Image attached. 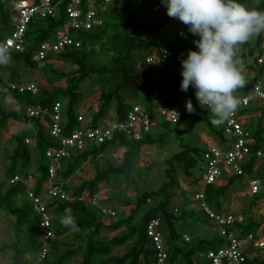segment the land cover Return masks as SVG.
<instances>
[{
	"label": "trees",
	"instance_id": "trees-1",
	"mask_svg": "<svg viewBox=\"0 0 264 264\" xmlns=\"http://www.w3.org/2000/svg\"><path fill=\"white\" fill-rule=\"evenodd\" d=\"M88 0H85V3ZM149 0H119L121 6L115 5L108 7L105 23L101 28L89 32L73 33L74 37L83 42L80 50L73 48L48 59L45 67L40 69L39 64L32 61V56L40 46L45 42H53L57 35L70 28L69 17L66 9L69 2H65L60 10L59 17L55 19L38 20L31 24L28 32L26 51L15 54L11 62L5 66L4 71L7 79L15 83H27L36 81L42 77L47 78L48 84L38 88L37 95L29 93L18 94L14 96L23 105L44 107L52 109L57 103L65 106L64 116L66 120V129L72 132L79 128L78 109L82 107L84 95L80 89L87 77L91 74H109L114 70H123L126 74L130 67L135 69L138 61L142 63L143 76L148 75L147 56L141 55L143 49L149 48L150 55L162 50H171L176 55L186 57L189 49L196 51L194 40L199 39L193 36L186 26H183L179 35L173 41H163L161 43L147 42L139 36V31L150 33L161 32L166 29L168 23L173 19L165 17L158 24H142L139 21V13L134 10L135 4H144ZM252 2V0H249ZM97 6L100 0H97ZM260 8L264 10V0H261ZM15 14L12 9H6L5 0H0V47H3L5 40L13 33L15 25ZM183 32L184 35H181ZM261 45V43H260ZM258 45L255 49L260 47ZM100 47L102 51L113 55L110 65L97 68L88 67V50L91 51ZM140 54V55H138ZM252 51L247 49L240 55H236L238 61L237 67L241 68L248 62V55ZM149 57V56H148ZM57 60L78 67V74L71 76L68 73H61L51 67V62ZM24 67V72H21ZM181 69L171 63L169 68L170 78L166 82L150 78L143 79V86L122 87V85H132L130 77L126 75L125 82L120 83L114 91L104 94L101 107L95 111L91 118L93 127L108 120L125 121L133 108L129 100L122 97L123 92L129 89L136 96L137 93L145 94L147 89H163L165 92H173L172 99L166 96L160 97L154 101L145 94L144 105L149 110L155 107H167L177 102L178 96L183 91L180 90ZM41 75V76H40ZM66 79L68 86L50 87L55 82ZM4 82L0 80V133L7 128L10 120L24 123L26 128L16 136V147L11 157V167L7 173L8 184L0 182V211L8 214L14 219L13 227L15 229L16 239L10 246H5L3 252L7 250L14 251L12 264H33L34 254L40 250L41 240L44 232L41 230L40 218L34 211V207L26 194V187L23 183L11 184V180L20 176L27 179L30 174L36 179L35 193L42 195L44 184L49 180V161L46 153L50 149L59 147L58 142L51 136L50 130L39 120L29 119L20 115L14 109L6 112L3 108V98L5 94L2 91ZM128 90V91H129ZM115 104V106H114ZM113 110V114L111 113ZM187 109L183 120L187 118ZM210 128V134L217 138L220 143L225 142L219 125L211 122L212 116L208 113L200 117ZM182 120V121H183ZM181 121V122H182ZM180 122V123H181ZM172 125L167 122L159 123V129L166 132H153L144 135L140 141H130L125 137H118L112 142H108L100 147H93L84 153L76 150H70L69 157L64 162V170L59 173V181L65 184V189L72 193L76 198L82 197L88 193L91 197L99 194L101 185L106 188L120 189L123 182L122 178L131 179V175L140 161V157L146 148L155 146H164L169 139L172 131ZM180 136V135H179ZM256 140L255 150L264 147V124L263 121L258 125L253 133ZM27 140L35 142V148L38 151L41 161L37 166L36 172L32 173V154ZM125 150L122 162L119 165L111 164L106 158L105 167H97L95 178L91 181H82L78 187H71L69 181L76 177L77 173L88 163L94 160H103L109 150ZM183 151L175 155L172 159L165 162V175L167 181L162 185L159 191L146 192L140 194V190L134 185L137 198L135 202L123 201L124 206H135L130 216L117 215L110 223L105 224L98 209L89 205V200L75 201L72 203L65 201H50L49 209L53 210V230L56 239L50 245L48 258L42 264H69L72 260L82 256V264H156L157 253L153 242L148 238L147 229L150 223L155 219H161V232L163 234L166 251L169 255L171 264H210L206 259V254L211 250H216L224 246V241L218 235L200 237L197 232L187 233L183 230L187 222L208 225L210 221L198 208H192L190 195L182 191L186 196V201L178 208L175 213L174 203L178 196V191L182 189L178 179V170L183 168L186 175H193L192 171L197 167L200 169V162L204 150L195 146L182 145ZM93 160V161H92ZM255 160L248 168L251 173ZM201 180V175H199ZM127 180V181H129ZM218 187L210 186L206 190V198L209 206L216 212H221L222 202L230 186ZM260 199L256 200V203ZM66 209H70L76 217L78 227L70 230L60 224L59 217ZM117 213V212H116ZM239 233L246 236L249 233L260 228L255 221L247 222L238 227ZM109 241H104L101 237L103 233H116ZM84 235V237H82ZM185 236H190L191 241L187 243ZM85 239V247L78 244V241ZM117 249H125L122 256H114ZM247 264H264V259L260 257L250 259Z\"/></svg>",
	"mask_w": 264,
	"mask_h": 264
},
{
	"label": "built area",
	"instance_id": "built-area-1",
	"mask_svg": "<svg viewBox=\"0 0 264 264\" xmlns=\"http://www.w3.org/2000/svg\"><path fill=\"white\" fill-rule=\"evenodd\" d=\"M69 2L66 9L69 17L70 28L57 35L53 42L40 44L32 56V61L45 67L49 57L56 56L73 48L80 50L83 46L82 40L73 36V33L89 32L101 28L106 19L108 7L118 4L119 0H100L97 6V0H17L12 5V11L15 14V25L13 33L5 40L3 48L12 60L13 55L24 53L28 43L27 36L32 23L38 20L55 19L59 17L60 10L65 2ZM159 5L154 8L158 13L163 10ZM186 57L176 55L171 50L157 51L150 55L147 64L151 67L166 63H174L182 70L181 59ZM5 66L0 65V80L3 78ZM254 68L257 70L256 78L250 87L252 96L238 97L241 101L237 110L222 124L219 128L225 137V142L208 146L203 154L204 165L200 167L202 172L203 190L197 191L194 196V202L204 216L217 228L219 237L224 241V246L211 250L206 254V259L210 264H247L250 259L248 250H263L264 239L257 238L254 233L246 236L239 234V226L246 224V217L241 214H225L216 212L207 202L206 190L210 186H217L225 177L247 178L248 168L254 160L264 158L262 150H255L256 140L253 132L247 126V113L252 110L253 102L264 107V40L257 50V56L254 62ZM244 65L240 70H246ZM182 80V76L180 78ZM180 80V81H181ZM3 93L9 96L14 110L22 116L29 119H39L49 130L51 136L58 142L59 147L50 149L46 153L49 165V180L44 184L42 195L35 193L36 179L32 174L24 179L16 176L11 180V184L23 183L26 187V194L33 204L34 211L40 218V228L44 232L41 240L40 250L34 254L33 264H42L49 256L50 245L56 239L53 230V210L49 209L50 201H86L89 205L98 209L102 218L114 219L117 213L101 205L99 194L91 197L85 193L82 197L76 198L72 193L65 189V184L59 181V173L64 170V162L70 155V150H76L84 153L93 147H100L108 142L114 141L118 137H125L130 141H140L144 135L153 133L159 122H167L173 125L183 120L185 109L179 103H174L167 107H155L149 110L143 105H134L125 121L108 120L102 122L97 127H93L92 118L86 119L83 115H78L79 128L68 132L66 129V120L64 116L65 106L57 103L52 109L44 107H35L23 105L14 96L18 94L37 95L39 89L36 81L27 83H9L4 82ZM160 95L155 96V101ZM206 112L212 116V113L205 107ZM179 116L176 119L175 113ZM27 144L34 145L31 140ZM261 181L249 179L250 191L253 196L260 194ZM178 213V208H175ZM161 219L153 220L147 229L148 238L153 242L157 253L156 264L169 263V255L166 251L163 234L161 232ZM184 240L189 243L191 238L185 236ZM260 256H255L257 258ZM262 260L263 258L260 257Z\"/></svg>",
	"mask_w": 264,
	"mask_h": 264
},
{
	"label": "rangeland",
	"instance_id": "rangeland-1",
	"mask_svg": "<svg viewBox=\"0 0 264 264\" xmlns=\"http://www.w3.org/2000/svg\"><path fill=\"white\" fill-rule=\"evenodd\" d=\"M17 0H5L6 2V9L10 11L12 9L13 3ZM242 4H250L251 1L249 0H239ZM159 5H162L164 8L162 11L155 13L154 8L158 7ZM117 8L121 6V2L118 4H115ZM260 7V6H259ZM261 9V8H260ZM134 10L139 13V21L142 24H158L160 23L165 17H167V9L166 7L161 3V0H149L146 3L142 4H135ZM262 10V9H261ZM183 27V24L178 21L177 19H172L165 30L157 33H150L147 31H139V36L147 41V42H154V43H161L163 41H173L175 37L180 33L181 29ZM264 40L263 34L258 35L254 37L249 42L245 43L243 46L239 47L236 51L237 54H240L242 51H245L249 48L253 49V51L250 49L249 51H252V56L248 59L250 60L249 64H252L255 62L256 56H257V50L254 49L256 46L260 45ZM150 49L146 48L143 49L141 55L150 56ZM140 55V54H138ZM113 55L108 54L105 51H102L100 47H96L95 49L89 51L88 50V59H87V65L88 67L94 66L97 68H102L103 66L110 65V61ZM130 61H129V68L126 72L127 76L130 77L129 82L132 85H122L120 83L125 82V78H123L124 75H126L123 70H114L113 72L109 74H91L89 77L86 78V80L81 83L79 91L82 92L84 95V101L82 103V107L78 109L79 114L83 115L86 119L91 118V115L97 111L101 105L104 103L102 101L103 95L110 93L114 91V89L118 86L122 87H138L143 86V79L150 78L149 75H153V79L160 80L162 82L167 81L169 73L168 70L171 66V63H166L158 66L151 67L150 65L147 66L148 75H142V63L141 61H138L137 66L135 69H132L130 67ZM51 67L55 70H58L61 73H68L71 76H76L78 74V67L60 62L57 60L52 61ZM40 69H43L44 67H39ZM21 72H24V67H21ZM41 76V75H40ZM15 83V82H11ZM126 83V82H125ZM46 84H48V80L46 77L42 75L40 79L37 82V87H43ZM68 82L66 79L55 82L54 84H51L50 87H67ZM129 89H127V92H123L121 95L124 97V99L129 100V103L137 104V105H144L145 100V94H154L155 92L159 91L161 94L166 95L165 91L163 89H147V92L145 94L143 93H137L136 96H134V91L131 92ZM242 96H252V92L250 90L242 91L240 93ZM8 97V98H7ZM191 99L192 104L195 108V112L189 113L187 112V118H185L179 126H172V130L168 139V142L164 146H155L146 148L141 157L140 161L136 165L132 175L131 179L128 178H122L120 181L123 182L120 189H112V188H106L104 187L106 192H104L103 198L108 200L107 206H110L114 208V203H122L123 201H132L135 202L137 198V193L135 192V187L139 188L140 194L146 193V192H155L159 191V189L162 187V185L167 181L165 170L166 165L165 162L167 160L172 159L175 155L181 153L183 151L182 145L185 146H195L197 143V140L199 138L198 131H201L200 129H209L207 125L205 124V121L200 118V115L206 114V109L200 107L196 96H195V89L190 87L187 92H183L178 96L177 102L186 108L185 101ZM3 108L6 112L12 111L14 108L12 106V103L10 102L9 96H4L3 98ZM115 106V104H114ZM253 106L257 109L258 113L263 117L264 122V108H261L256 101L253 102ZM114 113L113 110L111 112ZM26 128V125L24 123L15 122L13 120H10L7 128L3 130L0 133V182L8 184L7 182V173L8 170L11 167V157L13 155V152L16 147V141L15 138L18 134H20L24 129ZM210 130V129H209ZM180 135V136H179ZM30 147V152L32 154V170L31 172H36L37 166L41 161V157L38 154V151L35 148V144L31 145L28 144ZM125 150H109L104 159H98V160H92L91 166H89V162L83 167L86 168L85 170H81L77 173L76 177H81L82 181L89 180L90 177H93L95 175V171L97 167H105L107 166V163L104 161L106 158L108 161L113 165H119L122 162L123 156H124ZM204 165L203 159L200 162V166ZM193 175H186L184 172V169L181 168L178 170V179L181 184L182 189L178 191V196L175 200L174 207L180 208V206L186 201V196L182 194L186 192L189 195H192L200 190L202 188V182L199 179V175L202 177V172L198 167L192 171ZM256 178H258V175H256ZM129 180V181H127ZM264 180V179H262ZM80 181H76L75 179L72 180L70 183L71 187H75L74 185H78ZM263 183V182H262ZM261 183V194L257 197H252L246 200L244 205H241L243 207V210L245 211V215L249 218L250 221H257V224H260V228L256 231H254V234L257 236V238H263L264 239V200H259L256 203L257 199H263L264 198V185ZM103 185H101L102 187ZM103 188H101L99 194L103 193ZM253 202L255 204L256 208L253 209V206L249 203ZM121 207L120 205H118ZM124 206V204H123ZM259 206V207H258ZM258 207V208H257ZM135 208V206L126 207L124 206V211L127 212L128 215H130L131 211ZM243 211V212H244ZM254 211V212H253ZM13 221L14 219L10 217L8 214L0 211V264H12V259L14 256V251L7 250L6 252H3V249L5 246H10L14 239H16V232L13 227ZM106 224L110 223L111 220H105ZM183 230L187 233H195L199 232L198 235L200 237L205 236H213L215 235V230H213L212 227L209 226H202L200 224H194L192 222H187L186 225H184ZM120 232H116L114 234L110 233H103L102 239L104 241H109L113 236L118 235ZM205 235V236H204ZM84 237V235L82 236ZM190 237V236H189ZM191 238V237H190ZM78 244L85 247V239H81L78 241ZM125 253V249H117L114 252V256H122ZM251 255V253H250ZM256 255L260 256L264 259V249L256 251ZM82 256L80 255L78 258L72 260L69 264H82Z\"/></svg>",
	"mask_w": 264,
	"mask_h": 264
},
{
	"label": "clouds",
	"instance_id": "clouds-1",
	"mask_svg": "<svg viewBox=\"0 0 264 264\" xmlns=\"http://www.w3.org/2000/svg\"><path fill=\"white\" fill-rule=\"evenodd\" d=\"M170 18L177 19L193 36L196 51L189 49L181 59L180 90L195 89L202 108L212 113L211 122L222 124L237 110L240 100L233 94L244 86L235 59L239 47L264 34V10L261 0L242 4L239 0H161ZM181 35H184L181 32ZM7 49L0 47V65L7 66ZM189 113L195 112L191 99L185 101ZM176 119L178 112H174ZM60 224L70 230L78 225L70 209L59 217Z\"/></svg>",
	"mask_w": 264,
	"mask_h": 264
},
{
	"label": "crops",
	"instance_id": "crops-1",
	"mask_svg": "<svg viewBox=\"0 0 264 264\" xmlns=\"http://www.w3.org/2000/svg\"><path fill=\"white\" fill-rule=\"evenodd\" d=\"M183 26H185V25H183ZM263 38H264V34H263ZM250 49L251 48H249V50ZM251 50L253 51V49H251ZM242 52H244V51H242ZM240 54H237L236 53V55H240ZM251 56L252 55H249V57H251ZM249 62H250V60L248 59V62L246 64L247 65V69L246 70H241V75L243 76V79H244V86L242 88L236 89L235 92L233 93L237 98L238 97H242V95L240 94L242 91H247V90L250 89V87L252 86V84H253V82H254V80L256 78L257 70L254 68V62L252 64H249ZM168 73H169V70H168ZM169 76H170V73H169ZM150 77H153V75H150ZM168 79H166V80L168 81ZM2 81L3 82H9L10 83V81L7 79V74H6L5 71H3ZM165 93H166V95L161 94L159 91H157L154 94H151L150 96L153 98L154 101H155V96L157 94H159L160 97L166 96L167 98L172 99L173 92H171V91L169 92L168 91V93L167 92H165ZM133 105H137V104H133ZM261 108H264V107H261ZM184 109L186 110L185 107H184ZM202 116L203 115H200V117H202ZM246 121H247L248 128L254 133V131L256 129H258V125L260 124V122L263 121V117L258 113L257 109L253 106L252 107V110L248 111V113H247ZM159 123L161 124L162 122H159ZM263 124H264V122H263ZM209 129L208 130L207 129L205 130V129L202 128V129H200L201 131H198L199 138H198L197 143H196V147L197 148L202 149V150H205L210 145L220 144L219 140L210 134V130ZM166 131L167 130H161V129H159V126H157L156 129H155V132H160V133L166 132ZM260 150H262L263 153H264V147L261 148ZM89 166H91V163L90 162H89ZM83 169L85 170L86 168H83ZM248 174H249L248 179L247 178H236V177H234V178L225 177L217 185L218 187H225V186L229 185V183L232 182L229 191L225 194V196L223 198L221 212L222 213H225V214H241V215H244L246 217V223L249 222V218L244 214L245 211L243 210V207H241V205L246 206L245 204H248V203H246V200H248L249 198H252V197H257V196H259L261 194V186H260V194L259 195L253 196L251 194L250 186H249V179H257V180L261 181V183L263 182L262 185H264V180H262V179H264V158L263 159H259V160H255V164L253 166L252 172L251 173L248 172ZM95 175H96V171H95ZM95 175L93 177H90L89 180H85V181H91V180H93L95 178ZM256 175H258V178H256ZM73 179H75L76 181H80V183L82 182L81 177H78L77 176V177H73L69 181V184L72 182ZM80 183L78 185H74V186L75 187H78L80 185ZM104 187L105 186L103 185L101 188L104 189ZM203 189H204V186L202 184V188L200 190H203ZM106 191L107 190L104 189L103 193L99 194V196L101 197V205L104 206V207H107V208H109V209H111V210H113L115 212H117V215H123V214H125L127 217L130 216L131 213H130V215H128L127 212L124 211V206H123L122 203H114V208H112L110 206H107V203L109 201L102 197V196H104V194H105L104 192H106ZM196 193L197 192H195L193 194V196L190 195V199L193 202L192 204H190V206L192 208H198L197 204L194 202V199H193ZM260 200H264V198L263 199H260ZM249 204H251L253 206V209L256 208V206H255V204H253V202H251ZM118 205H120L121 207H119ZM102 219H103V222L105 220H112V219H105V218H102ZM255 222H257V221L255 220ZM204 226L212 227L213 230H215V233L214 234L215 235H218L217 228L214 225V223L210 222L208 225H204ZM197 233H199V232L197 231ZM256 251L257 250L249 249L248 250L249 256L251 258H254L255 256H257L256 255ZM250 253H251V255H250Z\"/></svg>",
	"mask_w": 264,
	"mask_h": 264
}]
</instances>
